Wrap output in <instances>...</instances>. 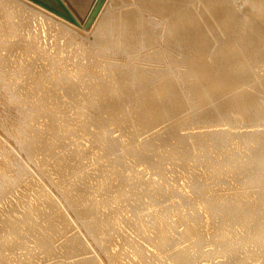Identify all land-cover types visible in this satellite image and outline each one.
Returning <instances> with one entry per match:
<instances>
[{
  "label": "bare ground",
  "instance_id": "obj_1",
  "mask_svg": "<svg viewBox=\"0 0 264 264\" xmlns=\"http://www.w3.org/2000/svg\"><path fill=\"white\" fill-rule=\"evenodd\" d=\"M90 2L0 0V264H264V0Z\"/></svg>",
  "mask_w": 264,
  "mask_h": 264
},
{
  "label": "rangeland",
  "instance_id": "obj_2",
  "mask_svg": "<svg viewBox=\"0 0 264 264\" xmlns=\"http://www.w3.org/2000/svg\"><path fill=\"white\" fill-rule=\"evenodd\" d=\"M107 0H91V2L89 3L90 5H91V10L88 12L87 11V13L82 17V16H80V19H81V17H82V19H81V27H82V29H85V31H86V33L87 32H89L93 27H95V28H98L99 26H100V24H101V22L100 21H98L99 20V18L101 17V15L102 14H105L106 13V7H107V4H108V2H106ZM89 9V8H88ZM95 9V10H94ZM94 10V11H93ZM93 11V12H92ZM89 13V14H88ZM85 19V20H84ZM88 19V21L86 22V24H85V21ZM99 22V23H98ZM83 34V33H82ZM90 34V33H89ZM1 103V102H0ZM252 106V105H251ZM250 106V107H251ZM1 109V108H0ZM1 111L2 110H0V115L2 116L3 114L1 113ZM75 109H73V110H71L69 113H68V115L70 116V118H72V120L70 121L71 123H72V125L70 126V128L71 129H74V130H77L78 129V131L76 132V134H75V136H74V140L76 141V142H78V143H82L83 144V148H87V146H89V142H88V140L90 139L89 138V136L88 135H83V132H81L80 131V128L79 127H77L79 124H82L81 122L82 121H80V119L79 120H77L76 119V114H75ZM38 112V111H37ZM41 111H39L38 113H36L37 114V116H39V117H37V120L36 121H38L37 123H36V125H37V127H39V128H45L44 127V125H45V121H43V119L45 120V118L43 117H41V116H43V115H41L42 113H40ZM4 116V115H3ZM2 116V117H3ZM41 117V118H40ZM179 118V117H178ZM42 123H44V124H42ZM41 124H42V126H41ZM39 125V126H38ZM200 130V131H199ZM204 129H200V128H198V129H193V130H183L185 133H187V132H201V131H203ZM154 131H156V130H154ZM183 131H181L182 133H184ZM151 131H149V132H144V131H142V132H139L141 135H142V137H145L146 135H148L149 133H150ZM0 136H6V138L4 139V137H2L3 139H4V141H6V142H9L10 141V139H9V137H7L9 134L8 133H6V135H5V133L3 132V128L0 126ZM8 134V135H7ZM80 135H82V137L81 138H78V136H80ZM117 135H120V133H119V131L117 132V133H114L112 136H117ZM7 139H9V140H7ZM70 138L69 139H65L64 141H63V143H64V145H69L70 144ZM3 144V143H2ZM3 147H5V145L3 144ZM8 146H6L5 147V149L4 148H2L4 151H8V149H10V153L9 152H5V155L4 154H0V159L2 160V162L1 163H5V161H9V158H8V156H6V155H9V157H11L10 155H14V154H12V153H15L14 151V148L11 146H9L8 147V149H6ZM75 149V147L73 146V145H70V146H66V149L63 151L62 150V152L64 153H66V154H68V156L69 157H74V154H71L70 153V151H73ZM3 150H0V151H3ZM13 152H12V151ZM88 150H90V149H88ZM12 152V153H11ZM2 153V152H1ZM7 153V154H6ZM65 154V155H66ZM97 153H93V155H89L88 157L89 158H95V155H96ZM6 156V158H3V157H5ZM17 157V156H16ZM40 157H41V164L39 163V164H37V166L38 167H40V169H41V171L43 172H45V174L46 175H49L51 178L52 177H55V174H54V172H53V170H52V165H49V164H51L52 162H53V159H48V158H46L47 159V162L46 163H44L43 164V159H44V155L43 154H41L40 155ZM3 159L5 160V161H3ZM168 160V161H167ZM49 161V162H48ZM185 162L184 163H186V162H188L189 160L187 159V160H184ZM85 163H88V166H89V168L88 169H85L84 170V175H86L88 172H90V168L92 167V168H94V166L93 165H91V162H89L88 160H85L84 161ZM167 162H169V163H167ZM177 162L178 161H174V162H171V161H169V159H166V162H164V168H165V172H166V176H167V178H168V180L170 179H172L174 182H175V179L176 178H178V177H181L182 178V176H183V174L185 175L187 172H189V170L191 169V172H189V173H191V174H195L196 173V175L195 176H198L199 175V173L201 174L202 173V171H203V168H202V166L200 165V163H198V165H200V166H198L197 165V167L196 166H194V167H189L188 166V168H187V166L185 167V170H186V168H187V170L186 171H183L184 169H183V167H182V171H181V167H179V166H177ZM1 163H0V165H1ZM90 163V164H89ZM172 163V164H171ZM169 164H170V166H172L173 165V169L175 170V172L173 171V169H172V167L171 168H169ZM175 165V166H174ZM177 166V167H176ZM198 168L197 169V171H196V168ZM201 167V170H199V168ZM139 168V170L141 169V167H138ZM177 168V169H176ZM195 168V169H194ZM171 169V170H170ZM193 169V170H192ZM180 170L181 171V173L180 172H178V171ZM195 170V171H194ZM200 172H199V171ZM171 171H173V172H171ZM194 171V173H192ZM169 172H171V173H173V178H175V179H173L172 177H171V173H169ZM176 172H178L179 174H181V175H178V177H177V174H176ZM183 172V173H182ZM186 172V173H185ZM189 173H187V174H189ZM169 174V175H168ZM171 174V175H170ZM186 174V175H187ZM198 174V175H197ZM174 175H176V176H174ZM30 177V176H29ZM25 178L24 179V182H23V184L24 183H26V182H28L30 179H32L31 177L30 178ZM146 177H148V175L146 176ZM155 179H157V177L155 178ZM27 180V181H26ZM167 180V179H166ZM171 180V182L169 181L168 182V184H174L173 183V181ZM178 180H180L179 178H178ZM178 180H176V183H175V185L176 184H178ZM182 183V180H181V182L179 181V184H181ZM17 189H19V188H17ZM15 192H11L9 195H12V194H14ZM32 197H34V196H32ZM0 210H2V209H0ZM0 214H2V212L0 211ZM123 228H124V226H122V230H123ZM72 232L70 231L68 234H71ZM63 241V239H61V240H58V242H56V245L58 244V243H60V242H62ZM148 249H149V247H148ZM151 249V248H150ZM9 256H12V255H9Z\"/></svg>",
  "mask_w": 264,
  "mask_h": 264
}]
</instances>
